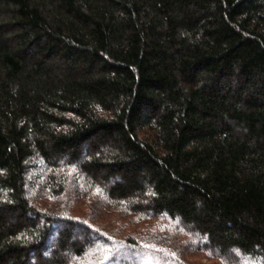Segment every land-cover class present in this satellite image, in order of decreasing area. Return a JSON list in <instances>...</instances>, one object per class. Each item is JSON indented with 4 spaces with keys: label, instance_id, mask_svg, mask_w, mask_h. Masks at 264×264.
Returning a JSON list of instances; mask_svg holds the SVG:
<instances>
[{
    "label": "trees",
    "instance_id": "trees-1",
    "mask_svg": "<svg viewBox=\"0 0 264 264\" xmlns=\"http://www.w3.org/2000/svg\"><path fill=\"white\" fill-rule=\"evenodd\" d=\"M200 253L264 264V0H0V264Z\"/></svg>",
    "mask_w": 264,
    "mask_h": 264
},
{
    "label": "rangeland",
    "instance_id": "rangeland-1",
    "mask_svg": "<svg viewBox=\"0 0 264 264\" xmlns=\"http://www.w3.org/2000/svg\"><path fill=\"white\" fill-rule=\"evenodd\" d=\"M84 201H85L84 199H81L80 201H72V206L75 207L76 210L80 214H82L84 212V210L87 208V207H85L86 202H84ZM107 219L111 220V222H110L111 224H107L105 222V226H108V227L110 226L111 228H113L114 232H116L115 235H117V236L120 235L118 230H123L125 227H127V229L132 228L134 230H141V232L147 233L148 232L147 229L153 228L155 226V224L157 223L155 221L146 222V221H140V220L133 222V223L132 222L130 223L128 219L120 218L117 215H115L113 212H111L108 215ZM100 220L101 219L98 218L97 220L94 221V223L97 222V223L101 224ZM151 230L148 233H150ZM82 233H83L82 230L76 231V235L78 234L77 236L82 235ZM188 257H189V260L193 264H223L216 258L208 257L205 253L193 254L191 256L188 255ZM131 258H133V257H131Z\"/></svg>",
    "mask_w": 264,
    "mask_h": 264
},
{
    "label": "snow or ice",
    "instance_id": "snow-or-ice-1",
    "mask_svg": "<svg viewBox=\"0 0 264 264\" xmlns=\"http://www.w3.org/2000/svg\"><path fill=\"white\" fill-rule=\"evenodd\" d=\"M97 191H99V189H98ZM85 223H86V222H85Z\"/></svg>",
    "mask_w": 264,
    "mask_h": 264
}]
</instances>
